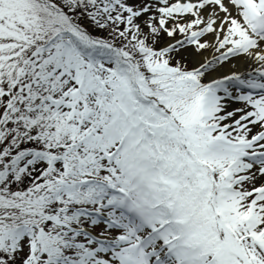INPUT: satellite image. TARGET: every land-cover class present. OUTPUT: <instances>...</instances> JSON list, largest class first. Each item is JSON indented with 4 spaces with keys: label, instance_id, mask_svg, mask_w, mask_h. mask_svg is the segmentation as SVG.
I'll use <instances>...</instances> for the list:
<instances>
[{
    "label": "snow or ice",
    "instance_id": "obj_1",
    "mask_svg": "<svg viewBox=\"0 0 264 264\" xmlns=\"http://www.w3.org/2000/svg\"><path fill=\"white\" fill-rule=\"evenodd\" d=\"M0 264H264V0H0Z\"/></svg>",
    "mask_w": 264,
    "mask_h": 264
}]
</instances>
